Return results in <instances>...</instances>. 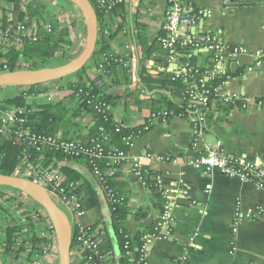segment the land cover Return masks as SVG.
Wrapping results in <instances>:
<instances>
[{"label":"crops","instance_id":"0c3cea01","mask_svg":"<svg viewBox=\"0 0 264 264\" xmlns=\"http://www.w3.org/2000/svg\"><path fill=\"white\" fill-rule=\"evenodd\" d=\"M192 1L196 7L208 12L201 15L196 26L182 28L183 31L198 33L219 29L230 45V51L235 45H243L250 50L264 46V0ZM124 8L123 27L128 37L118 34L109 43L113 51L121 53L126 39L130 40L129 68L116 65L111 76H100L95 82L106 93L116 97L112 108L114 120L124 126H134L147 120L151 100L156 94L155 90L141 89V71L158 72L160 68L155 57L163 58L167 70L173 65H165L166 59L157 41L167 1L127 0ZM139 34L145 35L147 42L154 45L151 56L147 58ZM80 35L74 27L70 30L69 38L73 46L65 50L66 62L78 54L83 44ZM188 57L194 65L204 69H210L214 63L213 55L204 50L194 49ZM228 59L231 60L230 57ZM234 59L237 62L229 64L227 69L230 74L222 83L221 90L249 101L243 105L241 99L240 104L229 110L216 109L205 130L204 141L213 144L220 140L226 152L264 164V104L257 103L258 100L264 102V68L256 67L248 71L247 65L252 63L249 55L240 54ZM127 88H134L140 96V104L136 108L126 103L124 94ZM191 138L188 119L174 116L167 122L155 124L134 140L131 149L134 154L148 150L173 158L162 161L151 159L145 163L161 175V185L174 216L171 235L151 241L146 264H173L183 245L189 246L190 264H264V191L235 175L218 170L204 171L187 164L196 153L191 147ZM121 170L126 177L122 183L130 206L133 209H150L149 214L139 221L132 213L127 215L125 225L135 237L136 232H147L158 220L159 210L152 205L148 189L129 172V165L125 164ZM80 172H85L83 166ZM237 201L244 218L233 231ZM257 208L261 210L260 214L248 216ZM100 212L105 219V205L102 204ZM98 220L97 211L94 208L88 210L85 221L93 224ZM3 256L4 264L36 263L25 255L19 258ZM57 256L58 249L52 259L44 260L51 263Z\"/></svg>","mask_w":264,"mask_h":264},{"label":"built area","instance_id":"2783aa9c","mask_svg":"<svg viewBox=\"0 0 264 264\" xmlns=\"http://www.w3.org/2000/svg\"><path fill=\"white\" fill-rule=\"evenodd\" d=\"M30 0H15L5 1L0 0V15L6 14L7 20L4 26L0 23V52L6 53L10 49H21L27 39L36 40L37 31L43 27L48 28L49 23L45 15L29 16L26 15L21 22L13 25L12 15L15 12L26 13V4ZM50 4H55L53 0H45ZM127 0H96L98 7L105 16L103 20H98V34L104 40H109L110 29L114 24H110L108 18L109 10L115 4H125ZM167 8L165 10L163 21L161 23L160 34L157 36V41L164 52L166 63H172V67L168 71L173 73V78L180 77L183 85L187 88L185 93L187 98L192 103L198 104L199 108L192 109V116L188 119L191 127V147L195 150V156L190 158L187 164L194 168L203 169L204 171L218 170L225 174L235 175L242 181H250L254 185L264 191V164L251 160L245 156L233 155L224 150L220 140L213 144L204 141V133L207 128V122L203 109L207 108L210 103L218 100L221 103L240 104L239 96L236 94L223 92L221 85L229 76V64L237 62L234 57L240 54L249 55L252 63L247 65V70L252 71L254 68H264V46L250 50L243 45H235L230 51V45L225 41L221 34V30L216 29L212 31H202L198 33H190L183 31L182 28L189 29L196 26L199 18L208 10H202L196 7L192 0H166ZM55 7V5H54ZM64 7L57 5L55 10H52L58 29L70 24L72 21L70 15L64 12ZM127 30L122 26L119 32L115 35L128 37ZM114 37V38H115ZM110 41V40H109ZM204 50L213 55L214 63L210 69H205L199 77L198 66L194 65L187 58V51ZM182 50L184 52H182ZM132 52V44L130 40L126 39L123 44V52L112 51L108 54L101 55V61L95 65L91 72L95 77L111 76V72L104 69V63L110 59H114L117 65H122L129 68L130 56ZM59 52L58 54H61ZM113 54L117 56L114 57ZM67 54H65L66 56ZM231 58V60L228 59ZM92 61V58L90 59ZM19 68H28L29 64L24 61H18ZM87 66V65H86ZM17 68V69H19ZM8 71L5 58L0 57V72ZM225 76V78L217 85L207 87L206 83L215 79L216 77ZM67 78V77H66ZM51 81L43 84L34 85L35 88L27 91L26 87L19 85L0 86V136L5 139L10 136L13 137L12 143H21L33 147L36 151L41 152L45 145L54 147L67 155H87L92 161L94 158L103 156L104 147L99 140H91L90 143L85 144L79 138L65 139L60 133L50 135L33 132L25 125L28 119L29 112L39 109L38 104L55 103L64 100L68 106L72 104L70 95L73 93L71 89L63 87L65 79ZM39 85V86H38ZM10 88V90H8ZM20 96L23 100L21 104L5 103L9 98ZM249 101L248 98L242 99V104L245 105ZM258 104L263 105L262 100L257 101ZM103 106L109 108V105ZM167 111L150 112L147 120L143 123L144 128H148L150 123H164ZM84 121L81 116H78L74 121ZM118 129V127L116 128ZM136 138L127 135L124 137L127 146L126 151H118L110 155L111 162L116 163L123 161L124 165H129V172L141 182L140 170L141 166L151 159L167 160L173 159L170 155L156 154L148 150H143L139 154L132 152V146ZM62 156L60 158L53 157V161L48 164L42 159V156L37 157L36 163H32L26 154H23L14 171L11 173L16 176L30 179L47 188L49 194L51 192L56 197L53 201L62 208L65 213L70 212L76 222L75 242L70 250V263L81 264L86 259L91 260V256L85 255V252L92 251L97 248L99 229L102 228V221L94 227L86 226L81 218L85 216L86 211L83 208L80 197L73 192V183L67 187L62 185L64 174L61 171L63 166L69 165L81 171V165L75 161L69 160L68 157ZM2 155L0 154V165ZM93 170L96 175H101V172L93 165ZM115 167L112 166L104 173H112ZM157 183L161 185V175L156 177ZM166 200L164 201L163 210L160 213L157 226L153 232H143L138 239L133 237L130 233L126 235L127 240L124 243L125 255L129 264H146L147 255L151 241L156 238H168L173 229L174 216L172 214L171 203L166 195L165 189L162 187ZM50 190V191H49ZM25 192L13 189L8 186H0V201L6 199V207L8 212L15 216V220H24L29 216L32 224L35 226V231L39 235H43L47 241L42 244L43 254L38 256L36 262L44 259H52L57 255V240L53 230L50 219L43 207L32 197ZM107 196L113 199L112 191H107ZM21 203V205H19ZM261 213L257 208L254 213L248 216H255ZM69 217V216H68ZM244 218V213L241 211L239 201L235 204L234 222L232 223L233 231H236L237 224ZM13 224V220L9 221ZM31 227H24L18 232L15 247L17 252L7 255L4 247L0 246V255H7L9 258H19L23 255L27 259L32 244L30 242L29 233ZM2 230V229H1ZM21 250L18 251V249ZM189 246L183 245L181 252L174 257L173 264H190L189 261ZM96 252V251H95ZM54 254V255H53ZM113 254L107 252L99 255L98 258L114 264L112 260ZM35 261V260H34ZM244 264H253L246 262Z\"/></svg>","mask_w":264,"mask_h":264},{"label":"trees","instance_id":"16d2710c","mask_svg":"<svg viewBox=\"0 0 264 264\" xmlns=\"http://www.w3.org/2000/svg\"><path fill=\"white\" fill-rule=\"evenodd\" d=\"M90 1L96 10L98 20L102 21L105 16L98 7L96 0ZM52 7H54V5L45 0H30L26 4V13H13V25L18 21L21 22L26 15H45L49 27L39 29L37 31L36 40L27 39L20 50L10 49L6 53L0 52V57L5 58L8 70L19 68L18 61L28 63V68H40L49 65H59L66 62L64 56L66 53L65 50L69 48V46H73L72 41L69 38V32L73 29V25L70 23L58 29V25L52 13ZM124 14V4H115L109 10L107 16L110 20V24L115 25L110 29L109 40L114 38L117 32L122 28ZM7 18L6 14L0 15V23L2 26L6 23ZM138 38L142 43L145 58L151 56L154 45L149 44L143 34H139ZM109 40H104L98 34L97 47L92 56V61H89L86 67L80 69L72 77H67L65 79L63 87L73 91L70 95V98L72 99V104L70 106H68L64 100L55 103L38 104L39 109L29 112L28 119L25 122V125L29 127L31 131L36 133L50 135L60 133L65 139L79 138L85 144L90 143L93 139L99 140L104 147L103 156L100 158H94L92 161L84 154L66 156L62 151L49 145H45L42 151L39 152L33 147L21 143H12V136L7 139L0 136V154L2 155L0 165L1 173L11 174L14 171L19 158L23 154H26L29 160L34 164L37 162L36 159L39 156H42L43 161L47 164L53 161L54 156L57 158L66 156L69 160L75 161L85 168V172H80L69 165L61 168V171L64 174L62 185L67 187L70 183H73V192L80 197L83 208L86 211V214L81 218V221L91 228L101 221L103 224L102 228L99 229L97 248L85 252V255L92 257L91 260L87 261L84 259L81 264H108L98 258L99 255H103L107 252L113 254V263L129 264L124 248V243L127 240L126 235L129 234V230L125 225L126 217L128 214L132 213L135 220L139 221L145 218L150 212V209L147 207L133 209L130 206L127 191L124 189L122 183V180L125 177L121 170L124 166V162L119 161L113 163L109 157L120 150H127L124 141L125 136L131 135L137 138L155 125L150 123L148 128L145 129L144 124L124 126L114 120L112 108L116 103V97L109 95L100 88L95 82L98 77L93 76L91 72L92 68L101 61V55L113 51L110 47ZM61 51L62 53L58 54ZM182 52L184 51L182 50ZM190 52L191 51H187V55L183 58L189 59L192 63L191 57H188ZM113 55L114 57L117 56L116 54ZM154 60L160 68L158 72L151 73L147 70H142L140 73L141 89L150 91L155 90L156 93L151 100V112H169L166 116V121L174 116L190 119L192 116V109L199 108L200 106L189 101L187 94L185 93L187 88L183 85V81L180 77L173 78V73L164 68L166 66L163 64V58L155 57ZM103 65L106 71L112 72L117 63L114 59H110ZM165 65L168 64L165 63ZM198 68L197 77H199L205 70L202 67ZM224 78V75L216 77L215 79L208 81L206 85L207 87H212L219 84ZM34 88L35 86L32 85L26 87V90L31 91ZM124 95L128 106L132 105L135 108L136 106H139L140 96L134 88H127ZM22 102L23 100L20 96H15L9 98L5 103L21 104ZM103 103L110 107H104ZM232 106H234L232 103H221L218 100L214 103H210L207 108L203 109L207 125L209 124L210 119L214 118L213 114L216 109L222 108L223 110H229ZM78 116H81L84 121H74ZM117 127L118 129H116ZM93 165L101 172V175H96L94 173ZM112 166L115 167V170L112 173H104ZM140 175L141 182L149 191L151 203L158 208L160 215L166 197L162 187L156 181V177L159 173L150 169L147 164H144L141 166ZM99 189L102 191V196L98 191ZM109 189L112 191L113 199H110L107 196V191ZM52 194L53 193L51 192V195ZM52 196L53 199L56 200L54 194ZM5 198L9 199V197ZM6 199L0 201V226L2 227V231H0V246L4 247L7 255L14 254L17 252L15 244L18 232L24 227H31L32 229L29 233V238L32 244V249L28 258L31 261L36 260L38 256L43 254L42 244L45 243L47 239L34 230L35 226L32 224L33 222L29 216H26L24 220H15L16 217L11 215L7 210ZM102 204L105 205L106 208L105 219L100 212ZM19 205H21V203H19ZM91 208H94L97 211L99 220L93 224H88L85 221V218L88 214V210ZM67 216H69L68 218L71 225V244L73 246L77 227L72 214L68 211ZM10 220H13L14 223L9 224ZM156 226L157 221L151 225L148 232H153ZM143 232L144 231L136 232L135 238L138 239ZM19 250H21V248H19L18 251Z\"/></svg>","mask_w":264,"mask_h":264},{"label":"water","instance_id":"95a60500","mask_svg":"<svg viewBox=\"0 0 264 264\" xmlns=\"http://www.w3.org/2000/svg\"><path fill=\"white\" fill-rule=\"evenodd\" d=\"M71 1L80 8L86 19V41L81 51L74 58L63 64L40 68H19L0 72V86L43 84L66 78L86 67L97 47L98 16L90 0ZM2 185L25 192L43 207L55 232L59 264H71L72 232L70 221L65 211L53 201L47 188L30 179L0 172V186ZM98 191L102 196V191L100 189ZM108 225L110 226L109 223ZM0 264H4L1 256Z\"/></svg>","mask_w":264,"mask_h":264},{"label":"rangeland","instance_id":"374dc122","mask_svg":"<svg viewBox=\"0 0 264 264\" xmlns=\"http://www.w3.org/2000/svg\"><path fill=\"white\" fill-rule=\"evenodd\" d=\"M55 1V7H52V10H55L57 8V5H60L61 7H64V12H67L71 17V24L76 29L77 33H80V37L83 39V44L80 47L78 53L83 48L85 41H86V34H87V28H86V19L83 14V12L80 10L79 7L76 6V4L71 0H53ZM89 63V62H88ZM53 66V65H52ZM77 73V72H76ZM75 74V73H74ZM74 74L69 75L68 77H72ZM10 90V88H8ZM29 198V195H27ZM2 259H4L3 255H0ZM56 258V257H55ZM58 256L56 259H54L51 263L48 261V263L44 260H40L38 263L33 264H59ZM31 264V263H30Z\"/></svg>","mask_w":264,"mask_h":264}]
</instances>
